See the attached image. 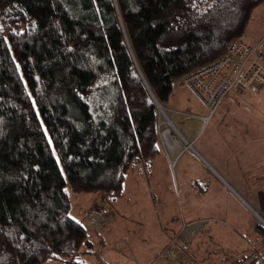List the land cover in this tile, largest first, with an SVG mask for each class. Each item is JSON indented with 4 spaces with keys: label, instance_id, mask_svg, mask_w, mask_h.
<instances>
[{
    "label": "trees",
    "instance_id": "obj_1",
    "mask_svg": "<svg viewBox=\"0 0 264 264\" xmlns=\"http://www.w3.org/2000/svg\"><path fill=\"white\" fill-rule=\"evenodd\" d=\"M263 2L0 0V264H87L76 258L93 237L70 215L68 189L121 197L128 170L160 153L145 82L169 102L190 72L245 40ZM253 233L264 264V225Z\"/></svg>",
    "mask_w": 264,
    "mask_h": 264
},
{
    "label": "rangeland",
    "instance_id": "obj_2",
    "mask_svg": "<svg viewBox=\"0 0 264 264\" xmlns=\"http://www.w3.org/2000/svg\"><path fill=\"white\" fill-rule=\"evenodd\" d=\"M247 26L243 35L246 42L255 43L264 35V2L254 9ZM3 79L0 73V82ZM182 85L175 88L169 102L159 104L166 114L155 104L159 118L160 153L128 170L123 195L111 203L116 215L112 209L105 212L109 204L101 196L97 195L93 200V194H72L66 188L72 201L70 215L86 222L87 229L96 232L94 234L100 238L103 231L108 239L110 234L116 236L115 239L121 241L123 247H128L124 251L133 255L138 262L142 261L146 253H150L153 246L163 243L162 231L175 234L185 222L213 218L222 223H237V226L246 230H250L255 222L263 225L253 210L261 214L257 197L258 191L264 187V94H261L263 97L257 95L256 98L263 102H257L255 111L252 94L246 93L244 95L250 97L241 99L236 96L240 93L230 92L222 103L223 108L205 121L203 117H209V111L195 95H188L192 92ZM105 93L103 89L98 90L94 95L95 103H100ZM179 99L181 101L176 102ZM182 99L193 107L190 110L183 109ZM168 128L172 129L180 143V148L175 152L163 138V131ZM184 138L187 141L195 140L191 144L192 148L187 147ZM194 180L206 189V195L197 197L195 202L189 197L192 191L190 182ZM78 197L89 199L88 209L80 208L83 201ZM96 212L100 214L98 222ZM114 217L116 221L108 225L114 221ZM250 231L254 243L249 245L248 255L251 256L255 251L260 256V240L252 228ZM191 238V235L180 237L185 246ZM203 240V245L207 247L205 241H210V238ZM181 244L179 241L178 248ZM214 245L212 242L213 253L208 259L217 262ZM95 254L94 264H104L103 250ZM87 255L91 257V254ZM87 255L79 256L76 261H86L89 258ZM121 259L122 264H136ZM180 261L182 264H198L190 254ZM177 262L170 259L165 264ZM253 262L257 264L261 259ZM45 264L70 263L54 259Z\"/></svg>",
    "mask_w": 264,
    "mask_h": 264
},
{
    "label": "crops",
    "instance_id": "obj_3",
    "mask_svg": "<svg viewBox=\"0 0 264 264\" xmlns=\"http://www.w3.org/2000/svg\"><path fill=\"white\" fill-rule=\"evenodd\" d=\"M264 36V35H263ZM262 38V37H261ZM179 85L181 84V81L179 82ZM183 86V85H182ZM185 87V86H184ZM264 94V90L262 92ZM188 95L193 96V93H189ZM236 96H239L238 98L241 99H246V97H250L247 95H244L241 93L237 94ZM262 96V95H261ZM258 96H254V110L256 111V105L257 102H263L262 100H258L256 98ZM263 97V96H262ZM237 98V97H236ZM225 99V98H224ZM183 100V99H182ZM181 99H179L176 102H180ZM224 101V100H223ZM222 101V103H223ZM182 107L183 109L190 110L192 107L190 106L189 102L186 100H183L182 102ZM222 103L220 104L219 108L217 111L221 110L223 108ZM264 103V102H263ZM203 104V103H202ZM204 105V104H203ZM251 105V104H250ZM206 107V106H205ZM207 109V108H206ZM208 110V109H207ZM185 139V138H184ZM187 141V139H185ZM195 140L193 141H187V143L193 144ZM175 149V148H172ZM165 151V150H164ZM191 183V196L190 200H193L195 202L197 197L201 195H206L205 191L206 189L204 188V185L201 183H198L196 180L190 182ZM125 185V184H124ZM196 189H198L196 191ZM97 196V195H96ZM95 196V197H96ZM100 196V195H99ZM94 196L92 199L94 200ZM98 197V196H97ZM82 200L83 206H81V209H88L90 202L88 201L89 199L86 197H78V199ZM105 212H110V209H112L111 205L106 206ZM113 213L116 215L115 211L112 209ZM114 221L108 225L113 224L116 220L115 217L113 219ZM83 222V221H82ZM86 224V222H85ZM106 225V226H108ZM238 224H227L225 221L222 223L221 221L213 220V218H207V219H196L194 221H189L185 222L184 225L178 230L175 234H168L165 232H161V240L162 244L153 246V248L150 250V253L145 254V262L142 261L138 262V260L134 258L133 255H130L129 253H126L124 251V248L127 249V246L121 245L122 242L115 239L116 236L110 234V239H108L104 235V231L101 233V238L103 242H99V237L96 236L94 233L96 232H91L92 237H93V243L94 247L91 252L88 254H91V257L89 255V258L84 261L87 264H94L96 261V252L99 250H103L104 254V264H122V258H125L129 262L134 261L136 264H149L154 257L161 252L162 249L168 244H170L177 236H188L191 235L193 239L186 245V246H181L177 250V255L175 260L180 261V259L184 258V256H190L193 258L194 261H196L198 264H238L242 258L248 256V251H249V245L254 243V236H252L251 233V228L253 232V226L250 228V230L243 229L242 227L237 226ZM87 226V224H86ZM249 231V232H247ZM190 232V233H189ZM192 232V233H191ZM196 236V237H195ZM210 238V241H205L207 242V247L203 245V239ZM186 239V238H185ZM212 242L215 243V255L214 258L218 260L217 262L210 261L209 255L212 252ZM121 245V246H120ZM109 247V250L106 251V249ZM189 247V250L188 248ZM104 248V249H103ZM191 250V251H190ZM141 252V251H140ZM143 253V252H141ZM174 262V261H172ZM175 263V262H174Z\"/></svg>",
    "mask_w": 264,
    "mask_h": 264
},
{
    "label": "built area",
    "instance_id": "obj_4",
    "mask_svg": "<svg viewBox=\"0 0 264 264\" xmlns=\"http://www.w3.org/2000/svg\"><path fill=\"white\" fill-rule=\"evenodd\" d=\"M181 83L208 109L209 117H203L205 121H208L214 115L230 92L250 93L254 96L261 95L264 90V36L255 43H248L240 39L233 40L220 58L190 72V75L185 77ZM170 132L180 148V143L172 129L168 128L163 131L165 142L170 146L171 138L169 140L166 137ZM165 142L163 141V144ZM187 147L192 148L189 143H187ZM175 151L172 149V152ZM96 214L98 222L100 218L98 215L100 214L98 212ZM180 237L177 236L149 264H165V261L175 259L179 241L182 242L183 247L185 246L184 240ZM250 258L251 262L261 259V262L257 264L263 263L262 258L255 251H253ZM100 259L102 260L101 257ZM177 263L182 264L181 261Z\"/></svg>",
    "mask_w": 264,
    "mask_h": 264
},
{
    "label": "water",
    "instance_id": "obj_5",
    "mask_svg": "<svg viewBox=\"0 0 264 264\" xmlns=\"http://www.w3.org/2000/svg\"><path fill=\"white\" fill-rule=\"evenodd\" d=\"M119 15H120V13H119ZM120 21H121V18H120ZM121 24H122V28H124V27H123V21H121ZM127 42H128V41H127ZM128 44H129V42H128ZM135 64H136V66H137V70H138L139 75H141L143 81L145 82L144 76L142 75L141 70H140V67H139V65L137 64L136 60H135ZM145 85L148 87L149 92H150V94H151V97L153 98L154 103H155L156 105H159L160 102L156 99V97H154V95H153V93H152L150 87L147 85L146 82H145ZM190 146H191V144H190ZM191 147H192V146H191ZM253 211H254V213L258 214V217H259V215H260V221H261V223L264 225V216L261 215V214H259V213L256 212L255 210H253Z\"/></svg>",
    "mask_w": 264,
    "mask_h": 264
},
{
    "label": "bare ground",
    "instance_id": "obj_6",
    "mask_svg": "<svg viewBox=\"0 0 264 264\" xmlns=\"http://www.w3.org/2000/svg\"><path fill=\"white\" fill-rule=\"evenodd\" d=\"M159 107H161L160 105H159ZM162 108V111L165 113V111H164V109H163V107H161ZM166 114V113H165ZM169 140H170V138H171V140H172V142H171V140H170V147L172 146V148H175V149H173V150H177L178 148H179V146H178V143H176V140H174V138H173V136H172V133L170 132L169 134H167V136H166ZM189 144H191V143H189ZM256 214V213H255ZM256 216L258 217V214H256ZM259 219H260V215H259V217H258Z\"/></svg>",
    "mask_w": 264,
    "mask_h": 264
}]
</instances>
